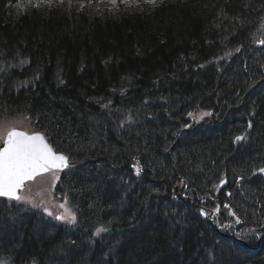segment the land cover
I'll list each match as a JSON object with an SVG mask.
<instances>
[{"label":"trees","instance_id":"obj_1","mask_svg":"<svg viewBox=\"0 0 264 264\" xmlns=\"http://www.w3.org/2000/svg\"><path fill=\"white\" fill-rule=\"evenodd\" d=\"M20 2L0 0V123L75 163L76 222L0 200V264H264V0Z\"/></svg>","mask_w":264,"mask_h":264},{"label":"snow or ice","instance_id":"obj_2","mask_svg":"<svg viewBox=\"0 0 264 264\" xmlns=\"http://www.w3.org/2000/svg\"><path fill=\"white\" fill-rule=\"evenodd\" d=\"M145 2L155 5L157 0H145ZM160 2L162 3L163 0H160ZM112 3L115 5V0H112ZM34 6L39 7L40 4ZM189 115L192 114L189 113ZM204 115H211V113H205ZM248 127H251L250 122ZM0 137L5 140V146L0 149V196L2 197L16 201L24 200L25 197H22L19 192L26 187L27 182L34 181L38 176L52 173L50 183L54 185L59 179L55 172L68 167V157L63 153L54 151L40 133L29 134L17 130L15 127H0ZM243 139H245L243 136L236 137L237 141ZM139 171L140 168L137 167V174ZM258 171L264 174V167L259 168ZM26 202L32 203L30 200H26ZM33 207H41V205L33 203ZM58 207L64 211L55 215V219L70 223L75 222L76 217L70 207L67 206L66 199ZM225 207L230 209L229 205H225ZM44 211L49 216L53 215V212L46 206ZM203 214L207 215V213ZM230 214L236 216V213L231 209ZM236 222H240L239 217H236ZM103 231H106V229L98 228L96 235Z\"/></svg>","mask_w":264,"mask_h":264},{"label":"rangeland","instance_id":"obj_3","mask_svg":"<svg viewBox=\"0 0 264 264\" xmlns=\"http://www.w3.org/2000/svg\"><path fill=\"white\" fill-rule=\"evenodd\" d=\"M110 1L112 2V0H110ZM116 1H118V0H115V2ZM23 65H24V61H20L19 63L15 64V66H12V67L21 68ZM11 126H13V124L10 122L4 123V124L0 123V127H3V128H7V127H11ZM0 140H3V138L0 137ZM51 176H52V174L47 175V176H45V178L38 179L37 182L35 181L32 184V188L35 187L32 191L37 196L35 198L31 197L30 194L25 196L26 200L32 201V203H29V205H28L29 208L33 207V203H35V204L41 205L42 207L46 206L50 211L53 212L54 203L51 201L50 195L52 194V190H53L55 184L52 185L50 183ZM35 208L36 207H33L31 209H35ZM63 211L64 210L62 209L61 212H63Z\"/></svg>","mask_w":264,"mask_h":264},{"label":"water","instance_id":"obj_4","mask_svg":"<svg viewBox=\"0 0 264 264\" xmlns=\"http://www.w3.org/2000/svg\"><path fill=\"white\" fill-rule=\"evenodd\" d=\"M48 143V142H47ZM49 144V143H48ZM50 145V144H49ZM5 146V142L1 145L0 149H2ZM51 146V145H50ZM52 147V146H51ZM70 165V163L68 162V166ZM65 169V168H64ZM2 197V196H1ZM7 198V197H6Z\"/></svg>","mask_w":264,"mask_h":264},{"label":"bare ground","instance_id":"obj_5","mask_svg":"<svg viewBox=\"0 0 264 264\" xmlns=\"http://www.w3.org/2000/svg\"><path fill=\"white\" fill-rule=\"evenodd\" d=\"M19 62H20V61H19ZM19 62H18V63H19ZM99 133H100L101 136H105V133H102V132H99Z\"/></svg>","mask_w":264,"mask_h":264}]
</instances>
